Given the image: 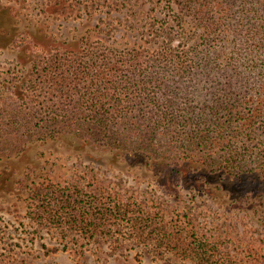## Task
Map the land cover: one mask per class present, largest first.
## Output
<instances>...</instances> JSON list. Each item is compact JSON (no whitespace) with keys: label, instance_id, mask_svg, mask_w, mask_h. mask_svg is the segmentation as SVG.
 Instances as JSON below:
<instances>
[{"label":"trees","instance_id":"obj_1","mask_svg":"<svg viewBox=\"0 0 264 264\" xmlns=\"http://www.w3.org/2000/svg\"><path fill=\"white\" fill-rule=\"evenodd\" d=\"M166 1L177 40L167 33L152 51L34 54L29 72L3 88L0 161H10L9 190L35 171L27 163L13 170V155L62 138L141 163L162 180L180 176L234 202L263 199L264 207V0ZM29 198L53 223L67 220L84 233L110 210L50 183ZM189 252L194 264H227L211 243L195 241Z\"/></svg>","mask_w":264,"mask_h":264},{"label":"rangeland","instance_id":"obj_2","mask_svg":"<svg viewBox=\"0 0 264 264\" xmlns=\"http://www.w3.org/2000/svg\"><path fill=\"white\" fill-rule=\"evenodd\" d=\"M166 2L0 0V97L29 72L34 54L79 46L152 51L167 33L177 40ZM66 142L45 140L13 155V170L25 163L35 169L16 190L5 176L10 161H0V264H194L195 241L216 245L227 264H264L263 199L234 202L183 177L162 180L141 163ZM49 183L68 186L75 198L92 201L93 210L110 209L100 210L106 220L93 233L52 216L53 223L40 201L29 198L31 188Z\"/></svg>","mask_w":264,"mask_h":264}]
</instances>
